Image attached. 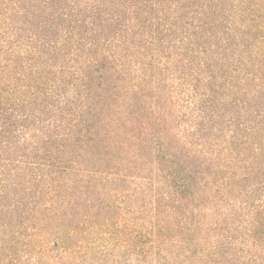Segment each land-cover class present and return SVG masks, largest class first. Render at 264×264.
I'll return each mask as SVG.
<instances>
[{
	"label": "trees",
	"instance_id": "obj_1",
	"mask_svg": "<svg viewBox=\"0 0 264 264\" xmlns=\"http://www.w3.org/2000/svg\"><path fill=\"white\" fill-rule=\"evenodd\" d=\"M0 264H264V0H0Z\"/></svg>",
	"mask_w": 264,
	"mask_h": 264
}]
</instances>
